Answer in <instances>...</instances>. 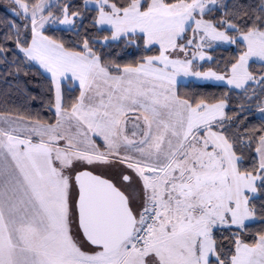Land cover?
Wrapping results in <instances>:
<instances>
[{
	"label": "snow or ice",
	"instance_id": "1",
	"mask_svg": "<svg viewBox=\"0 0 264 264\" xmlns=\"http://www.w3.org/2000/svg\"><path fill=\"white\" fill-rule=\"evenodd\" d=\"M0 8V76L38 65L55 109L54 122L0 128V264H264V231L245 239L249 222H264V203H253L264 195V124L242 134L241 113L224 123L226 99L190 102L178 79L264 85V0H69L56 12L49 0H0ZM46 26L75 40L46 35ZM206 42L242 51L224 74L199 71L197 57L212 60ZM128 49L140 59L121 63ZM69 76L79 95L65 104ZM225 231L227 250L217 239Z\"/></svg>",
	"mask_w": 264,
	"mask_h": 264
},
{
	"label": "trees",
	"instance_id": "2",
	"mask_svg": "<svg viewBox=\"0 0 264 264\" xmlns=\"http://www.w3.org/2000/svg\"><path fill=\"white\" fill-rule=\"evenodd\" d=\"M69 0H61L58 4L53 6V11H58L64 3ZM75 5H83V0H71ZM231 5L233 0H227ZM245 3H253L255 0H244ZM5 13L0 8V20H3ZM88 19L85 20V26L89 23L95 12L85 13ZM212 15H216L213 13ZM3 25L0 24V29ZM46 35L63 36L66 40H75V37L66 31H56L47 26L44 30ZM83 31V29H81ZM30 36V32H29ZM118 51V49H117ZM242 49L236 45L229 47H215L209 50V54L212 60L197 63L200 71H217L220 74H224L225 67L230 70L231 63L235 62V58H238ZM127 52L132 53L131 55H123L120 58L121 63H133L140 59V55L135 52L134 49H128ZM148 54H158V52H149ZM11 60V54L8 57ZM6 68L4 63H0V72ZM250 71L253 73H260L262 70L259 67V62H250ZM14 75L0 76V114L23 117L26 120L39 119L44 122H54L55 113L53 107L49 110V99L54 103V92L50 93L48 89L51 87V79L44 75L37 66L33 65L31 70L28 71L27 75L23 72L15 75V69H13ZM67 86H64L63 96L65 104H70L71 100L79 95V87L71 86L70 80H68ZM247 91L235 90L226 85H205L197 82H188L182 84L179 88V94L181 98L189 99L190 102H199L204 100L206 103H217L220 99L227 100L226 107V119L225 125L233 121H237L238 118L236 113H241L239 117V127L241 128L242 134L245 128L251 129L252 127H260L264 124V119L258 117L255 114V110L264 102V85L257 84L255 86H246ZM36 99L33 100L32 97ZM231 118V119H229ZM229 135H235V129H228ZM246 157H254V150L249 154H245ZM254 163L253 159L246 158L244 161L245 167H251ZM253 203L259 208L264 203V195H257ZM248 232L245 234L247 242L251 243L258 232L264 231V222L259 219L250 222ZM231 235L228 232L217 233V239L224 244L227 250L230 247L227 236Z\"/></svg>",
	"mask_w": 264,
	"mask_h": 264
},
{
	"label": "rangeland",
	"instance_id": "3",
	"mask_svg": "<svg viewBox=\"0 0 264 264\" xmlns=\"http://www.w3.org/2000/svg\"><path fill=\"white\" fill-rule=\"evenodd\" d=\"M60 1H61V0H49V2L53 4V6L56 5V4H58ZM46 27H47V26H46ZM48 27H49V26H48ZM58 27L63 28V26H58ZM188 34H189V36L191 35V31H190V30H189V33H188ZM207 43H209V42H206V43H205V46H204L203 49H202L206 57H207V56H210V54H209V50L212 49V48L219 47V46H220V47L234 46V45L223 44V43H220V42H210V43H212V47H208V46H207ZM181 55H183V54H181ZM190 55H191V52H189V56H190ZM204 61H209V60H207V59H205V60H200V59L197 57V59L194 61L193 67H194L196 70H199V71H200V69L197 68V67H198L197 65H198L199 63L204 62ZM250 62H258V61H250ZM197 63H198V64H197ZM35 66L38 67V65H35ZM40 70L42 71V73H43L44 75H46L47 77H49V78L51 79L50 74H48V73H44L42 69H40ZM207 71H208V70H207ZM178 79L181 81V84H186V83H188V82H197V83L205 84V85H226V86H228V87H230V88H232V89L238 90V91H239V90H243V89H236L234 86L228 85L225 81H215V80L205 81V80H199V79H197V78L194 77V76H192V77H184V76H180V77H178ZM68 80H70V82H71V86H72V87H73V86H77V87H79L78 82H77V81H72L70 76H69L67 79L62 78V83H61V90H62V93H63V90H64V86L69 85V84H68V82H69ZM257 84H258V83L249 82V85H253V86H255V85H257ZM226 107H227V106H226ZM260 107H264V102H263L259 107H257L256 110H255V114H256L258 117H261V118H262V116H264V114H261V113L259 112V108H260ZM225 110H226V108H225ZM53 111H54V113H55V109H54V107H53ZM5 121H12L13 123L10 125V124H8V123H5ZM27 123H29V120H26V119L21 120V119H19V117L0 114V128H4V129H9V130H10L12 127L20 128V127H22V125L27 124ZM131 130H132V126L129 125V132H131ZM19 134H21V135H26V133H23L22 131H21ZM250 195H251V194H250ZM249 223H250V222H249Z\"/></svg>",
	"mask_w": 264,
	"mask_h": 264
}]
</instances>
